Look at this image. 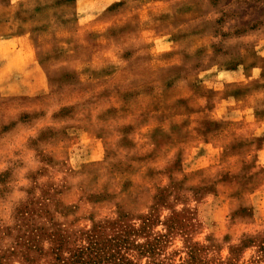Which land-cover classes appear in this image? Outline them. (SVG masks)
Instances as JSON below:
<instances>
[{"label": "rangeland", "instance_id": "1", "mask_svg": "<svg viewBox=\"0 0 264 264\" xmlns=\"http://www.w3.org/2000/svg\"><path fill=\"white\" fill-rule=\"evenodd\" d=\"M10 1L0 38L3 21L27 17ZM31 1L50 89L0 86V264H80L70 257L95 225L124 215L139 226L151 213L162 245L130 264H264V0H108L68 54L54 34L74 28L77 0ZM111 19L120 51L92 52ZM134 43L148 46L151 71L165 64L144 84L81 76L135 60ZM254 67L258 77L222 83Z\"/></svg>", "mask_w": 264, "mask_h": 264}, {"label": "crops", "instance_id": "2", "mask_svg": "<svg viewBox=\"0 0 264 264\" xmlns=\"http://www.w3.org/2000/svg\"><path fill=\"white\" fill-rule=\"evenodd\" d=\"M109 3L110 2H108V0H77L73 6L75 7V19L73 22L75 24L74 28L63 29L62 34H59L57 32H55L54 34V42L57 50L64 54L75 51L81 52V50H83V47L85 46V40L82 37L84 34L82 33L83 28L87 26L86 20L89 18L95 19L98 16L88 14L93 13L94 10L99 9L100 6H108ZM10 5V8L12 7V5H19L20 9H24L27 11V13L25 14L27 15V17H20L15 21L14 16V18H7L9 20L3 21L9 26L6 30V34L3 35L2 38H0V86L5 94L8 95L14 94L38 96L41 94H45L49 91L48 89H50V82L47 78V71L45 69V66L41 64V62L37 59V45L34 39V27L37 26V22H35V19L37 20L38 14H34L37 11L35 3L32 4L31 0H11ZM76 7L78 8V10ZM104 7H102V9ZM76 10L78 12H76ZM112 18H114V16H112ZM16 23L18 25L23 24V28L17 27ZM124 23H126L128 27L134 24V30L128 31V33L131 35H133V33L136 34L138 28H140L142 24L140 16L137 15L129 16ZM10 25H12V27H10ZM106 26H108L107 30L100 33L96 32L95 34L91 35L93 38V42H89V44L93 46L92 52L94 53L99 51L111 52L114 50V47H116L117 37L114 35V32H116V30L118 32V30L120 29L119 26H121V24H119V21L117 22V20L111 19L106 23ZM51 36H53V33L51 34ZM75 38H77V40H75ZM52 45L53 44H48L47 47H50ZM131 48L134 56L133 59L135 60L129 59L126 61H119L118 63H115L116 65L114 64L115 66H109L108 71H103V73V69L95 70L94 72L90 70L93 69V67L85 66L82 70V73L85 74H82L81 76L83 77L84 75H88L87 77H89V75L95 76V74H97L96 78L109 76L111 80L118 79L120 77H126L127 79H130L132 81H142L141 83L144 84V81L147 82L149 80V76L153 74L154 70L159 72L160 69H164L165 64L157 66V68L153 67V71H151V64L147 60V58L149 57L148 46L142 45L136 47L134 43ZM115 50L120 51L117 47L115 48ZM144 52L148 53L147 56H145L146 54H143ZM144 58H146V62L144 60H139ZM241 67L245 68L244 65H241ZM80 72L81 71L79 70L78 73L81 74ZM230 72L228 78L223 79V84L229 83L231 81H236L232 78L236 75H240L237 78L238 81H247L248 77L249 79L256 78L260 74V67H254L252 72L253 74L251 76H247V74L244 75L245 71L243 72L242 70L238 73L235 71ZM104 74L106 75L104 76ZM82 77L81 81L85 82ZM225 109H227V107H225Z\"/></svg>", "mask_w": 264, "mask_h": 264}, {"label": "trees", "instance_id": "3", "mask_svg": "<svg viewBox=\"0 0 264 264\" xmlns=\"http://www.w3.org/2000/svg\"><path fill=\"white\" fill-rule=\"evenodd\" d=\"M124 217L121 215L114 221L109 220L95 225L87 236L88 245L75 250L70 260L80 264H130L127 256L132 251L139 257L148 255L154 258L163 242L162 236L152 238L150 233L154 225V214L143 218L139 226L127 224ZM141 237L146 238L145 242H138ZM61 261L60 255L56 254L52 264H66ZM150 264L163 263L152 260Z\"/></svg>", "mask_w": 264, "mask_h": 264}]
</instances>
